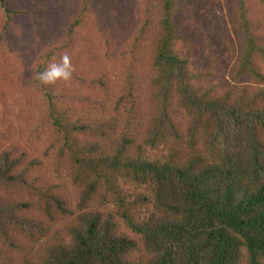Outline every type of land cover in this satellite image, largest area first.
<instances>
[{"label":"trees","instance_id":"trees-1","mask_svg":"<svg viewBox=\"0 0 264 264\" xmlns=\"http://www.w3.org/2000/svg\"><path fill=\"white\" fill-rule=\"evenodd\" d=\"M260 258L264 0H0V264Z\"/></svg>","mask_w":264,"mask_h":264},{"label":"clouds","instance_id":"clouds-1","mask_svg":"<svg viewBox=\"0 0 264 264\" xmlns=\"http://www.w3.org/2000/svg\"><path fill=\"white\" fill-rule=\"evenodd\" d=\"M75 71L76 69L70 56L65 53L61 56L59 61L53 58V61L49 62L43 71L35 72L33 74V79L45 86H54L60 81L69 84L73 79ZM259 264H264V258H260Z\"/></svg>","mask_w":264,"mask_h":264},{"label":"rangeland","instance_id":"rangeland-1","mask_svg":"<svg viewBox=\"0 0 264 264\" xmlns=\"http://www.w3.org/2000/svg\"><path fill=\"white\" fill-rule=\"evenodd\" d=\"M216 2H220V0H216ZM220 7H221L220 9H222V12H224V6H223V4H220ZM216 12H217L218 15L222 14L221 13V10H219V9H217Z\"/></svg>","mask_w":264,"mask_h":264}]
</instances>
